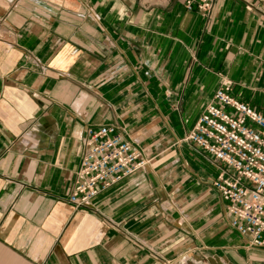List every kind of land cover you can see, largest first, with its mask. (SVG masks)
Here are the masks:
<instances>
[{"label": "crops", "instance_id": "crops-1", "mask_svg": "<svg viewBox=\"0 0 264 264\" xmlns=\"http://www.w3.org/2000/svg\"><path fill=\"white\" fill-rule=\"evenodd\" d=\"M185 2L0 0V264H264L184 140L224 83L264 116V0ZM111 126L147 164L75 209L84 131Z\"/></svg>", "mask_w": 264, "mask_h": 264}, {"label": "built area", "instance_id": "built-area-1", "mask_svg": "<svg viewBox=\"0 0 264 264\" xmlns=\"http://www.w3.org/2000/svg\"><path fill=\"white\" fill-rule=\"evenodd\" d=\"M185 9L208 16L213 0H186ZM224 83L184 138L230 170L211 183L226 202L229 225L251 249L264 250V116L229 95ZM229 110V111H227ZM84 152L66 202L85 209L102 191L143 169L132 145L111 127L87 128Z\"/></svg>", "mask_w": 264, "mask_h": 264}]
</instances>
